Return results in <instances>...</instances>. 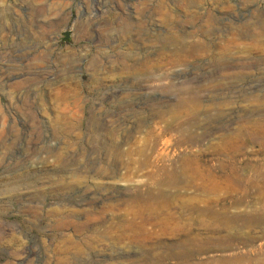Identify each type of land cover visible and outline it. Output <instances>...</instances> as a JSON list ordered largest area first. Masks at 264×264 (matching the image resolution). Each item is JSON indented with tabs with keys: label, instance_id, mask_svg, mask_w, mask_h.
I'll return each mask as SVG.
<instances>
[{
	"label": "rangeland",
	"instance_id": "rangeland-1",
	"mask_svg": "<svg viewBox=\"0 0 264 264\" xmlns=\"http://www.w3.org/2000/svg\"><path fill=\"white\" fill-rule=\"evenodd\" d=\"M157 1L0 0V264H57L60 258H79L73 246L83 247L86 242H93L95 250L82 264H97L100 255L105 256L100 264H147L142 261L143 251L124 239L88 240L95 230L79 235L72 226L59 231L44 214L59 209L64 200L72 201L78 191L106 188L116 192L118 200L109 202L116 213L134 205L129 184L108 183L100 174L106 169L102 160L110 143L108 131L113 129L116 137L130 133L138 139L164 129L167 123L182 125L187 113L178 107L182 92L211 114L228 101L234 105L226 110L243 112L247 103L235 104L242 95L264 94V66L257 74L241 75L243 80L257 75L262 80L257 87L239 85L231 94L210 88L201 98L194 91L209 81L203 68L207 59L141 69L143 62L168 64L171 59L159 53L169 55L174 48L164 40L177 35L190 42V34L205 24V12L215 17L209 36L213 41L260 33L264 0H200L202 5L191 10L164 0L176 20L170 26L156 17ZM163 77L169 82L157 81ZM223 157L214 155L217 161L213 163L225 162ZM93 158L100 164L91 165ZM240 171L246 177L253 173L247 169L236 173ZM232 185L233 195H224L230 189L225 185L215 194H198L193 225L185 196L170 198L172 188L166 199L150 203V214L158 219L152 223L160 222L151 228L160 235L156 251L164 254L171 251L169 245L174 248V242L183 246L195 239L196 254L189 264H264V196L259 198L251 188L250 197H243L242 183L233 181ZM261 216L263 221H258ZM105 223L98 231H110ZM116 229L113 226L110 233ZM112 244L117 247L113 249Z\"/></svg>",
	"mask_w": 264,
	"mask_h": 264
},
{
	"label": "bare ground",
	"instance_id": "bare-ground-1",
	"mask_svg": "<svg viewBox=\"0 0 264 264\" xmlns=\"http://www.w3.org/2000/svg\"><path fill=\"white\" fill-rule=\"evenodd\" d=\"M174 1H176L178 7H182L184 10H191L202 5L200 0ZM156 4L159 10L157 13L155 12L156 17L162 22L168 23V26L173 25V23L176 24L175 17L171 14L172 10L166 5L165 1L158 0ZM213 15L209 14V12L203 13L202 19L205 24L200 29H196L198 36L195 32L190 34V37H192L190 42H186L185 38L177 35L166 38L164 41L170 42L173 45L174 52L169 55H161L159 53V56L171 59L169 63H161L159 65L157 61L151 63L143 62L141 63L142 71L163 69L167 65L178 64L190 58H204L208 60V64L203 65V68L206 67L204 72L209 73L205 77L209 81L204 85L202 90H193L197 94L196 97L201 98L202 92H207L210 88L228 91V94H231L235 93L239 85L241 87L245 85L251 88L257 87L262 81L257 75H254L250 80H243L241 75L257 74L256 72L262 70L261 66H264V23L259 25L260 33L256 35L249 36L247 34V36L241 37L242 34L240 33L241 35L235 34L231 35V37L223 38L222 36V39L213 41L210 39L213 28L211 26L215 23ZM190 16L192 19L196 17L195 14H191ZM217 21L219 22L218 18ZM253 31L255 32V30ZM215 75H219V79L216 80ZM212 78L214 79L210 80ZM157 81L169 82L167 77H163L160 80L157 79ZM181 83L183 84V80L179 84ZM165 84L169 85V83ZM188 91L192 92L191 89ZM180 93L181 90H179ZM185 94L187 93L182 92L178 100V107L187 112L182 125L167 123L164 129L160 128L156 133L138 139L130 133L125 134L123 137H116L117 135L116 133L114 134L113 129L106 134L110 143L106 144L104 148L106 155L102 160V166L106 169H103L104 171L100 174L109 181L108 183L117 181L129 184L130 189L128 194L130 202L134 203L133 206H128L123 210L119 209L118 213H116L114 211L115 205H109V202H116L118 200L114 189L106 188L90 193L78 191V194L72 201L69 199L67 201L64 200L60 203L59 209H50L48 214H44L45 220L52 221L59 231H63L71 226L74 228L75 233L79 235L83 234V231L87 229L88 231L95 230L92 236H87L88 240L97 241L98 238L107 237L116 242L119 239H124V242L127 241L137 250L143 251L144 256L142 257V261L147 264H189L193 260L194 254H196L193 250L195 239L183 245L184 247L174 242L172 243L174 248L171 249L169 245L168 247L171 251L164 254L158 253V250L156 251L155 243H158V240H160V235L157 232L151 231V228L154 225L153 223L159 224L160 222L152 223V221L157 219V215L150 214V203L154 202V200L166 199L169 188H172L174 191L170 192V198L180 195L185 196L188 209L187 215L190 218V224L193 225L194 214L197 211L196 202L198 194H203L204 196L215 194L221 185H225L224 187H230V189H227L224 195L229 196L233 193V190H231L233 186L232 182L238 181L239 186L242 183V189L240 190L243 197L247 198L250 195L251 188H254L255 195L262 198L264 196V94L262 93L261 97L257 95L253 96L252 94L249 97L242 95L239 98V103L235 104L247 103L248 107L243 112L240 110L233 113L230 112V108L226 110L228 106L232 107L234 105L232 101H228L216 107L213 114L210 113L209 109L200 110L199 107H196L198 106V102L196 103L185 98ZM230 98L234 99L233 97ZM136 132H138V128L134 134ZM251 154L255 157L249 160L250 156L248 157V155ZM214 155H222L226 161L223 162L220 159V162L213 163L217 161L213 159ZM96 160L97 158H93L91 165L100 164V161ZM236 164H239L240 167L236 166ZM241 169L251 170L253 173L251 172L252 174L250 173L251 175L248 177H246L247 175H240L241 171L236 173L237 170ZM180 189L184 191L180 192ZM198 189L201 190L200 193H197ZM237 190H235V193L238 192ZM77 218L81 219L82 222H75L74 220ZM261 220L262 216L258 218V221ZM105 222H108L107 228L110 231L113 226H117L116 232L110 233L109 230L98 231L101 224ZM173 229L176 228L174 227ZM92 243L86 242L83 244V247L74 245L73 247L80 254V257L72 260H68V258L61 260L60 258L57 264H82L86 260V257L91 255L90 252L92 253L95 250ZM112 247L114 249L117 247V244H112ZM112 252L116 254V250ZM100 256V259L96 261L97 264L104 262L103 259L105 258L103 257L105 256Z\"/></svg>",
	"mask_w": 264,
	"mask_h": 264
}]
</instances>
